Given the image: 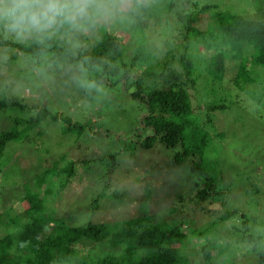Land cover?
Returning <instances> with one entry per match:
<instances>
[{
	"label": "rangeland",
	"instance_id": "rangeland-1",
	"mask_svg": "<svg viewBox=\"0 0 264 264\" xmlns=\"http://www.w3.org/2000/svg\"><path fill=\"white\" fill-rule=\"evenodd\" d=\"M205 2L223 11L264 21V0ZM99 29L100 25L96 31ZM6 33L12 40L20 42H26L31 37H17L7 30ZM159 37L154 38V34L149 37L148 43L154 49L160 47ZM132 42L130 40L129 45ZM234 47L230 54L236 56L231 57L232 68L238 60L242 61L239 56L245 57L251 50L245 47L236 52L238 48ZM24 53L15 47L0 46V100L25 104L24 109H0V131L15 128L21 132L22 129L27 131V121L32 117L36 119L46 109L51 114L37 127L43 133L39 138L35 137L34 141L29 142H8L0 160V210L10 203L13 214L22 213L27 204L20 199L21 194H17L27 182H33L34 177L47 167L51 170L56 164L63 167L72 159L87 158L92 162L85 169L86 172L79 168L78 175L72 184L65 187L64 193L61 191L58 195L55 190L50 201H47L49 209L53 205L51 210L57 211L68 225L86 226L99 222L114 225L149 213L153 217L146 221V225L170 222L166 225L170 227L173 224L170 210L177 207L174 220L185 223L183 229L186 238L182 243H173L181 250L183 264H200L199 250L196 248L200 249L206 244L214 247L216 264H260L258 254L264 251V87L258 96L256 92L251 94L250 85L240 89L233 81L236 69L232 68L224 81L214 84L211 74L203 69L206 67L203 57H197L199 65L203 67L199 74L200 81L192 92L194 103L200 108L195 110L191 121L197 126L202 125L211 134L204 169L220 179V189L228 191L225 201L213 207L237 211L234 217L215 224V217L199 211L191 198L197 191L198 177L191 172L190 160L176 165L172 160L173 151L161 144L153 149L131 148L134 134L137 135L141 129L139 120L146 111L144 105L126 98L119 86L96 84L95 73L80 63L68 64L64 61L54 65L47 57L27 58ZM256 68H252L250 74L256 77L259 84L264 83V69L260 68L262 71L258 72ZM93 89L96 96L89 101L86 92ZM208 103H225L227 108L207 112L203 106ZM208 116L211 122H207ZM17 120L20 124L16 123ZM65 120L83 124L81 137L77 130L64 132ZM35 132L36 129L31 131L33 137ZM219 132L225 134L219 135ZM112 164H117V169L112 174L114 179L111 182L122 192L121 200L103 199L100 201L102 206L93 210L90 202L102 191ZM202 180H198L201 186ZM14 198L16 200L12 201ZM7 219L10 217L7 216ZM17 219L19 221L13 229L19 230L12 233L14 240L27 220L22 217ZM243 221L248 225L246 233L251 234L253 239H245L246 242L241 243L237 241L242 236L247 237ZM10 228L11 225L0 224V235H5ZM239 228L242 230L239 231ZM113 247L110 240L99 243L86 241L79 250L98 257L112 254L113 250L114 253L115 250L117 254L121 253L122 246Z\"/></svg>",
	"mask_w": 264,
	"mask_h": 264
},
{
	"label": "trees",
	"instance_id": "trees-1",
	"mask_svg": "<svg viewBox=\"0 0 264 264\" xmlns=\"http://www.w3.org/2000/svg\"><path fill=\"white\" fill-rule=\"evenodd\" d=\"M99 25L100 29L96 31ZM6 34V29L0 25V46L18 48L27 54V58L47 57L54 65L64 61L68 64L80 63L95 73L96 84L119 86L126 98L144 105L146 111L139 120L141 129L137 135L134 134L131 148L153 149L161 144L173 151L172 160L176 165L190 160L191 172L198 177L196 185L200 188L191 196L195 207L203 214L215 217V224L237 214L236 210H218L213 207L225 201L228 191L220 189V179L204 169V157L211 144V134L202 125L197 126L191 121L195 110L200 108L194 103L192 91L200 81L199 74L203 67L199 65L197 57H203L202 61L206 65L203 69L211 74L216 84L224 81L232 68L231 57L236 56L230 55L234 51L231 49L237 46L236 52L245 47L251 50L247 56H239L242 61L238 60L232 68L236 69L233 81L240 89L250 85L251 94L256 92L258 96L264 83L259 84L250 73L254 67H257L258 72L264 69V21L223 11L205 0H132L130 10L124 15L91 21L82 31L65 24L46 34L33 35L26 42L12 40ZM153 34L154 38L161 34L160 47L157 49L148 43ZM138 38L140 40L137 42ZM130 40H133L132 45L128 43ZM86 93L89 101L94 100L95 89ZM6 107L24 109L25 104L0 100V109ZM226 108L225 103L203 106L207 112ZM41 112L36 119L32 117L27 121V131L22 129L21 132L16 128L0 131V160L8 142L34 141L35 137L39 138L43 134L37 127L51 113L47 109ZM65 121L64 132L77 130L81 137L83 124ZM208 121H212L210 116ZM16 123L20 124V121ZM34 129L36 132L33 137L31 131ZM91 162L87 158L72 159L63 167L57 164L51 170L47 167L34 177L33 182L29 181L24 188L19 189L17 195L21 194L20 199L27 204L22 213L13 214L10 203L4 209L1 208L0 224L11 225V228L5 235H0V264H183L181 250L174 247L176 244L173 243H182L186 238L183 229L185 223L174 220L177 207L170 210L173 215L170 227H166L170 222L146 225V221L153 217L149 213L114 225L99 222L70 226L57 211L51 210L53 205L49 209L47 201H50L55 190L59 195L68 184H72L78 169L82 168L86 172ZM116 167L117 164H112L102 191L90 202L93 210L102 206L100 201L103 199L121 200L122 192L111 182ZM199 178L204 179L203 186L199 185ZM19 217L27 220L14 240L12 233L19 228L13 229V226H17ZM243 228L248 238L242 236L237 242L253 239L251 234L246 233V221H243ZM231 229L235 232L233 226ZM106 240L111 241L113 249L122 246L121 253L117 254L116 250L114 253L113 250L112 254L98 257L83 254L79 250L86 241L99 243ZM213 248L211 244L196 248L199 250L200 264H216ZM258 259L260 264H264V251L258 254Z\"/></svg>",
	"mask_w": 264,
	"mask_h": 264
},
{
	"label": "clouds",
	"instance_id": "clouds-1",
	"mask_svg": "<svg viewBox=\"0 0 264 264\" xmlns=\"http://www.w3.org/2000/svg\"><path fill=\"white\" fill-rule=\"evenodd\" d=\"M132 0H0V25L17 37L40 36L65 24L76 29L94 20L114 19Z\"/></svg>",
	"mask_w": 264,
	"mask_h": 264
}]
</instances>
